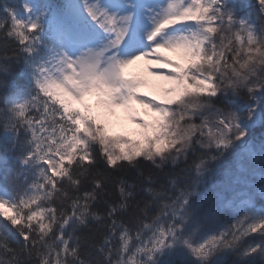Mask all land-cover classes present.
I'll return each instance as SVG.
<instances>
[{
  "label": "snow or ice",
  "instance_id": "obj_1",
  "mask_svg": "<svg viewBox=\"0 0 264 264\" xmlns=\"http://www.w3.org/2000/svg\"><path fill=\"white\" fill-rule=\"evenodd\" d=\"M0 264H264V0L0 5Z\"/></svg>",
  "mask_w": 264,
  "mask_h": 264
},
{
  "label": "rangeland",
  "instance_id": "obj_2",
  "mask_svg": "<svg viewBox=\"0 0 264 264\" xmlns=\"http://www.w3.org/2000/svg\"><path fill=\"white\" fill-rule=\"evenodd\" d=\"M168 55L173 56L175 58V54L168 53ZM147 66L146 61H140L136 65L131 66L127 71L129 73H140L144 75L151 83L143 86L141 88V93L146 94L149 98H151L153 95H157V90L156 88L153 87L155 83H159L156 81V79L152 76H149L147 72L145 71V68ZM94 100V98H93ZM135 111L132 113L127 112L126 110L123 109H118V117H119V122L114 124L112 127L111 131L113 134H128L132 133L135 130L138 129V125L131 119L132 115H136L138 117H143L145 119H149V110L145 109L139 104L134 105Z\"/></svg>",
  "mask_w": 264,
  "mask_h": 264
},
{
  "label": "trees",
  "instance_id": "obj_3",
  "mask_svg": "<svg viewBox=\"0 0 264 264\" xmlns=\"http://www.w3.org/2000/svg\"><path fill=\"white\" fill-rule=\"evenodd\" d=\"M6 2V0H0V5H3Z\"/></svg>",
  "mask_w": 264,
  "mask_h": 264
}]
</instances>
